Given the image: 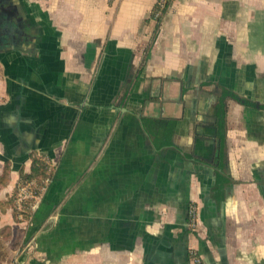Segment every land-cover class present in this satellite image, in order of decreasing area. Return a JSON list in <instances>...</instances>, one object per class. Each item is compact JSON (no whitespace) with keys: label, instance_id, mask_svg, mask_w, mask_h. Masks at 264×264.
<instances>
[{"label":"crops","instance_id":"crops-1","mask_svg":"<svg viewBox=\"0 0 264 264\" xmlns=\"http://www.w3.org/2000/svg\"><path fill=\"white\" fill-rule=\"evenodd\" d=\"M156 1L0 0V264H264V0Z\"/></svg>","mask_w":264,"mask_h":264},{"label":"trees","instance_id":"trees-1","mask_svg":"<svg viewBox=\"0 0 264 264\" xmlns=\"http://www.w3.org/2000/svg\"><path fill=\"white\" fill-rule=\"evenodd\" d=\"M170 2L171 0H164V5L160 6V0H157L155 5L153 6L151 10V14H150V19H153L155 21V31L158 30L160 22L168 9ZM225 96H231V95L228 94L227 92H224L222 95V99L219 103L218 133H219V138L221 141L220 157H222L221 151L223 152V144H224V138H225V118H224L225 111H224V103H223V99ZM233 98L238 99L235 96H233ZM49 177H50V170H49L48 164L43 162L38 157H33L31 161L30 173L27 175H23L22 173L20 174L17 188L23 186L25 183L31 180H34V184L37 187H41L43 184V181ZM30 212H31L30 208H28L25 212H23L24 217H27Z\"/></svg>","mask_w":264,"mask_h":264},{"label":"built area","instance_id":"built-area-1","mask_svg":"<svg viewBox=\"0 0 264 264\" xmlns=\"http://www.w3.org/2000/svg\"><path fill=\"white\" fill-rule=\"evenodd\" d=\"M164 5V0H160V6ZM157 16V15H156ZM49 182V178L43 181V186L37 187L35 184H27L20 188L17 197V208L18 212L21 214L25 212L28 208H32V201L35 200L37 194L44 188V186ZM188 225L190 228H194L196 225V210L191 207L188 210Z\"/></svg>","mask_w":264,"mask_h":264}]
</instances>
